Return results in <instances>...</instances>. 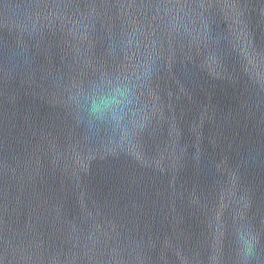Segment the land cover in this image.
Listing matches in <instances>:
<instances>
[{"label":"clouds","instance_id":"obj_1","mask_svg":"<svg viewBox=\"0 0 264 264\" xmlns=\"http://www.w3.org/2000/svg\"><path fill=\"white\" fill-rule=\"evenodd\" d=\"M131 102L127 92L120 88L93 94L87 105L84 121L89 127L108 128L114 134L119 133ZM138 124L131 132L125 130L121 138L135 131Z\"/></svg>","mask_w":264,"mask_h":264}]
</instances>
